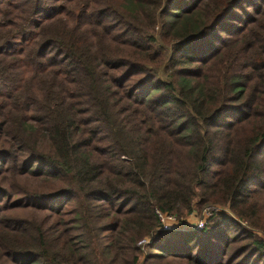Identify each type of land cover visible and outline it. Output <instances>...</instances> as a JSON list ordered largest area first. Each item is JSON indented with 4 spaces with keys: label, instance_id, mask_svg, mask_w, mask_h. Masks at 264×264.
Returning <instances> with one entry per match:
<instances>
[{
    "label": "trees",
    "instance_id": "1",
    "mask_svg": "<svg viewBox=\"0 0 264 264\" xmlns=\"http://www.w3.org/2000/svg\"><path fill=\"white\" fill-rule=\"evenodd\" d=\"M263 236L264 0H0V264H264Z\"/></svg>",
    "mask_w": 264,
    "mask_h": 264
},
{
    "label": "built area",
    "instance_id": "2",
    "mask_svg": "<svg viewBox=\"0 0 264 264\" xmlns=\"http://www.w3.org/2000/svg\"><path fill=\"white\" fill-rule=\"evenodd\" d=\"M217 212H218V209L216 207H209L205 209L202 212V215L198 218L197 223L195 224L193 229L202 230L205 227L206 220L212 217ZM156 215L162 226L161 228L162 231L166 232V231L176 230L178 228V224L174 216L161 213L160 211H156ZM149 243H151V240L148 238H145L144 240L140 241L138 245L142 246V245H146Z\"/></svg>",
    "mask_w": 264,
    "mask_h": 264
},
{
    "label": "rangeland",
    "instance_id": "3",
    "mask_svg": "<svg viewBox=\"0 0 264 264\" xmlns=\"http://www.w3.org/2000/svg\"><path fill=\"white\" fill-rule=\"evenodd\" d=\"M218 209V212L217 213H220V212H227L224 208L222 207H216ZM203 212V211H202ZM202 214V213H201ZM201 214H198L197 211H195L194 213L191 214V216H189L185 223L189 224L188 228L190 229L192 226L194 227L195 224L197 223V220L198 218L200 217ZM47 213H44V212H41V211H37L33 208H27L25 209L23 212H19V216L21 217H24V216H27V217H30V218H34L36 220H39L41 218H46L47 221L49 220V218H47ZM263 240H264V236L261 237ZM150 244V243H149ZM142 247L144 248V245H142ZM141 251L142 248H141ZM142 260V257H140V261ZM141 264H144L143 261H141Z\"/></svg>",
    "mask_w": 264,
    "mask_h": 264
},
{
    "label": "crops",
    "instance_id": "4",
    "mask_svg": "<svg viewBox=\"0 0 264 264\" xmlns=\"http://www.w3.org/2000/svg\"><path fill=\"white\" fill-rule=\"evenodd\" d=\"M187 226H189V224L186 223V224H185V227H187ZM179 228H180V227H178L177 229H179ZM191 228L193 229V226H192Z\"/></svg>",
    "mask_w": 264,
    "mask_h": 264
}]
</instances>
